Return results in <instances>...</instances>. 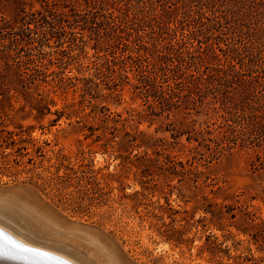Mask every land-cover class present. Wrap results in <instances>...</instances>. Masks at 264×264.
<instances>
[{"label": "rangeland", "instance_id": "rangeland-1", "mask_svg": "<svg viewBox=\"0 0 264 264\" xmlns=\"http://www.w3.org/2000/svg\"><path fill=\"white\" fill-rule=\"evenodd\" d=\"M215 1L216 29L199 2L176 28V0H0V24L42 13L30 44L0 33L1 232L71 264H264V108L252 121L229 114L264 105V64L251 70L245 55L244 75L222 85L208 50L224 61L219 46L255 42L264 0L246 2L249 16ZM164 9L176 30L160 38ZM199 46L201 74L188 72L202 92L157 70Z\"/></svg>", "mask_w": 264, "mask_h": 264}, {"label": "trees", "instance_id": "trees-1", "mask_svg": "<svg viewBox=\"0 0 264 264\" xmlns=\"http://www.w3.org/2000/svg\"><path fill=\"white\" fill-rule=\"evenodd\" d=\"M235 2H232L231 5H230V11L231 13L234 15V16H241V15H244V16H249L250 12H246L244 11L245 9V6L246 5V2H249V1H255V0H234ZM195 2H199V4H201L202 6H204L200 11H198V13H200V15L204 16L205 15V8L208 9V11L210 12V17L209 16H206V18H208L211 22H212V29H216V27L221 24V20H220V17L217 16V12H218V4H217V1L215 0H176V3L175 5L177 6L176 8V11H177V17L179 18H176V23H177V26L176 28L179 27V25L182 24V22H184L186 20V18H191L193 16L192 11V4L195 3ZM91 3V2H89ZM114 3V0H101V4H102V9L106 10V9H109L110 7L114 8V9H117V6H112ZM242 3V4H241ZM181 4V5H180ZM264 5V4H263ZM184 10V15L181 16V11ZM120 11V10H119ZM25 12V16L22 17V19L20 20V22H12L10 20H6L4 19L3 20V24H0V33H3L4 31H8V30H5L6 28L9 29L11 28L12 30H14V28H16L17 30H15L14 32V36L13 38L11 39H14V40H11L10 41H14L15 43H18L20 41H24V43H20L21 45H24L26 43H31L30 39H32L27 30H33L31 29V27L29 26V24L31 25L33 22L36 24L37 21H38V17L37 16H42V13L39 12V13H28L26 10L24 11ZM166 13L169 14V12L166 11V9L163 10L162 12V17H163V20L164 23L163 25H160L159 24V37L162 38L164 37L163 35L164 34H167V35H170V31H174L176 30V28H172L171 26H169V21H168V17H166ZM42 20H45L46 21V18H44V16L42 17ZM170 20V19H169ZM17 23H21L20 26H17L18 24ZM164 27L167 29H169L168 32H161V30L164 29ZM47 34H54V27L51 26V28L49 30H47ZM242 32H244L242 30ZM11 34V33H10ZM250 34L254 37V39H256L255 42H245V43H242L241 45L242 46H237V43H228L227 44V48L224 49L223 47L219 46L220 48V51H222L223 55H224V61L222 58H220V56L217 54L216 52V49L215 48H212L209 47L208 50L213 54V57L216 58L217 61H220V62H224V67L223 68H217L216 71L218 73V80L220 82V84H224L223 82L227 83L228 86L229 84H234L235 83V79H237L238 77H241L243 74L242 70H237L236 69V66L238 64L237 61H239V63L242 65L241 69H244L245 68V65L248 63V60H249V66L251 65V70H254L255 67L259 64H264V56H263V52H264V26H260L259 29H251L250 30ZM29 40H28V39ZM213 36L212 37H209L210 40H212ZM193 39H196L197 41H200L198 39V37H193ZM202 43V42H200ZM19 45V44H18ZM175 46V51H178V49H181V46H182V42L179 41L177 42L176 44H174ZM173 46V47H174ZM161 53H164L165 51L167 50H170V46L168 44V42L166 44H162L161 46ZM202 48V46H201ZM18 49V48H17ZM173 49V48H172ZM171 49V50H172ZM197 49H193L190 48L186 53L184 52H179V55H178V60L176 61H173L170 59V61L173 62L172 66H164L163 64H159L158 63H155V66L157 68V70L161 71V70H169L171 73L175 74L176 76H178L179 79H187L189 78L190 79V83L191 82V79L192 78H196V81L199 80V89L200 91L202 92V89L201 87H203L206 82L204 81V78L203 77H195L196 74H190L191 72H193L194 70H191L192 67H195V71H197L198 73L201 74V71H200V67L202 65L201 61H199V58L198 56L196 55V53L198 52H203L200 50V46H199V50ZM203 54V53H202ZM245 55H250L249 59L247 60V58L245 57ZM5 61H6V64L8 66L11 67V61L13 60V56L11 53L9 54H5V56H3ZM201 57V55L199 56ZM175 58V57H174ZM3 58L0 56V60H2ZM190 59L192 62L191 63V66L190 68L187 67V60ZM236 62V64H235ZM32 62L28 61L27 64H31ZM28 70H31L27 67ZM188 71H191L190 73ZM233 72V74H232ZM18 73V72H17ZM150 84L155 86L156 88L158 87V83H153V79H152V76L151 75H154L152 74L153 72H150ZM155 73V72H154ZM21 80H26L24 78V74L23 73H18L17 74ZM155 75H158V74H155ZM167 74H163V76H166ZM166 78V77H165ZM164 79V78H163ZM253 80L254 79H251V80H244L245 83H247V85L250 86V90H252V87H254V83H253ZM167 81V80H166ZM195 81V82H196ZM153 83V84H152ZM178 86H181V84L183 83L182 82H177ZM193 84V83H192ZM204 87H207V86H204ZM22 88L25 90V93L24 94H27L30 92L31 90V87L26 83L22 85ZM189 91H191L192 87L189 86ZM161 99H163V101H166L167 103H171L170 99H168L166 97V91H164V88H162L161 90ZM28 95V94H27ZM176 95H180L179 92H176L175 90H171V92L169 93V96H176ZM264 108V105H260V106H255V105H251L250 103H247V105H244L243 108L241 109V112L240 111H231L229 112V114L232 116V117H237V118H240V117H243L244 120H247V121H252V118H259L261 117L258 113H261L262 110ZM247 110H249L250 112H247ZM238 113H241V115H239ZM228 120V119H226ZM259 126L256 127V129H258V127L260 126H264V123L260 122L258 123ZM256 131V130H255ZM194 134H197L198 135V139L202 138L201 141L207 143L208 141H210L211 139L207 136L208 134H210L211 132L209 130H207L206 132L205 131H196V129H192V131ZM236 140V139H234ZM247 140V139H246ZM245 140V141H246ZM207 146H209L207 144Z\"/></svg>", "mask_w": 264, "mask_h": 264}, {"label": "water", "instance_id": "water-1", "mask_svg": "<svg viewBox=\"0 0 264 264\" xmlns=\"http://www.w3.org/2000/svg\"><path fill=\"white\" fill-rule=\"evenodd\" d=\"M4 236L13 240L17 245H19L17 238L10 236L9 234L3 233L0 231ZM23 248L34 249L35 252L28 253V252H20L18 249H12L10 247L5 246L4 252L7 255L0 257V264H70L67 260L63 259L62 257L54 254L52 252H48L46 250L29 246L20 242V245ZM36 253H40L43 255H36ZM13 256L16 257H26V258H11Z\"/></svg>", "mask_w": 264, "mask_h": 264}, {"label": "snow or ice", "instance_id": "snow-or-ice-1", "mask_svg": "<svg viewBox=\"0 0 264 264\" xmlns=\"http://www.w3.org/2000/svg\"><path fill=\"white\" fill-rule=\"evenodd\" d=\"M10 247L12 249H18L20 252H28V253H32L35 252L34 249H29V248H23L22 246L17 245L13 240H11L10 238L4 236L2 233H0V257H3L5 255H7V253L4 252V247ZM36 255H43L40 253H36ZM11 258H26V257H16L13 256Z\"/></svg>", "mask_w": 264, "mask_h": 264}, {"label": "bare ground", "instance_id": "bare-ground-1", "mask_svg": "<svg viewBox=\"0 0 264 264\" xmlns=\"http://www.w3.org/2000/svg\"><path fill=\"white\" fill-rule=\"evenodd\" d=\"M0 229H1V228H0ZM3 229H4V228H3ZM6 232H7V230H6ZM9 235H10V232H9ZM12 236H13V235H12ZM17 240H18V241H16V242H18L19 245H20V242H21V243H23V244H26V245H29V246L36 247V246H34V245H31V244L26 243L25 241L21 240L20 237L17 238ZM37 248H40V246H39V247L37 246ZM40 249H43V247L40 248ZM43 250H46V251H48V252H52V251H49V250H47V249H43ZM52 253H54V252H52ZM54 254H57V253H54ZM57 255L60 256V257H62L63 259H65V260H67V261L69 262L68 258H66V257H64V256H62V255H59V253H58ZM71 262H72V261H70L69 263L71 264ZM72 264H73V263H72Z\"/></svg>", "mask_w": 264, "mask_h": 264}]
</instances>
